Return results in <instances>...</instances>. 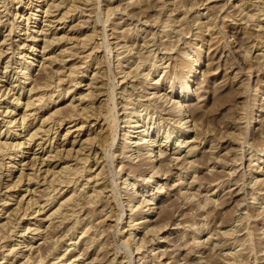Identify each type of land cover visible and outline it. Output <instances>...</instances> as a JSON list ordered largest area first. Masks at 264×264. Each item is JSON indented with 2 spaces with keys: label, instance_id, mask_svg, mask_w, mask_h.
<instances>
[{
  "label": "rangeland",
  "instance_id": "374dc122",
  "mask_svg": "<svg viewBox=\"0 0 264 264\" xmlns=\"http://www.w3.org/2000/svg\"><path fill=\"white\" fill-rule=\"evenodd\" d=\"M41 1L0 0V264H264V0H89L54 35Z\"/></svg>",
  "mask_w": 264,
  "mask_h": 264
},
{
  "label": "bare ground",
  "instance_id": "6f19581e",
  "mask_svg": "<svg viewBox=\"0 0 264 264\" xmlns=\"http://www.w3.org/2000/svg\"><path fill=\"white\" fill-rule=\"evenodd\" d=\"M31 2H33V0H29V5H30V3ZM252 4V3H251ZM90 5V2H89V0H42L39 4H37V5H35L34 7H35V10L36 11H39L40 12V14H42L43 15V17H48V26L50 27L49 29L51 30V25L53 24V23H55V22H61V21H64L67 17H73V16H75V14H77L78 12H80V14H82L83 13V11H84V8H88V6ZM90 13V12H89ZM37 14V13H36ZM22 15V14H21ZM39 15V14H38ZM37 15V16H38ZM28 18V17H27ZM26 20H28V19H26ZM66 21V20H65ZM0 23H1V20H0ZM14 24V23H13ZM27 24V23H26ZM45 25V24H44ZM47 27V26H46ZM26 29H28V27H26ZM43 28L41 27V30H40V32L41 31H43L42 30ZM208 29V28H207ZM57 31V28H54L53 30H51L50 32V34H52V35H54V33ZM10 32V31H9ZM8 32V33H9ZM39 31H36V33H38ZM45 34V33H44ZM33 37H34V35H32ZM45 37V36H44ZM52 37V36H51ZM54 37H52V38H45L44 39V48L46 47V46H48V44H51V43H53L54 42V39H53ZM6 39V38H5ZM4 40V39H3ZM57 40H58V38H57ZM5 42V41H4ZM48 42V43H47ZM57 43V42H56ZM262 43V42H261ZM55 44V43H54ZM82 44V43H81ZM84 46H86V44L84 43L83 44ZM82 45V46H83ZM22 46V45H21ZM51 46V45H50ZM75 46V45H74ZM75 47H77V45L75 46ZM72 48V47H71ZM74 48V47H73ZM66 49V48H65ZM85 50H86V48H85ZM3 50L0 48V60L2 59V56H3V52H2ZM6 51V50H5ZM83 51V50H82ZM72 53V55L73 54H78V51H75L74 50V52H71ZM44 55V54H43ZM63 55V54H62ZM84 57H87V54H85L84 55ZM264 57V56H263ZM51 59V58H50ZM53 60V59H52ZM61 60H63L62 59V57H61ZM174 61V60H173ZM26 64V63H25ZM29 64V63H28ZM47 65H51L52 64V61L51 60H48L47 61V63H46ZM8 67V66H7ZM45 67V66H44ZM176 67V66H175ZM44 69H46V68H44ZM70 70V72L68 73V75H73V74H75L76 73V70H74L73 68L71 69H69ZM26 72V71H25ZM50 72V71H49ZM47 73V72H46ZM28 73H24V75H26V77L28 78V76L29 75H27ZM4 86V85H3ZM8 89H10V88H8ZM35 89V88H34ZM33 89V90H34ZM7 90V89H6ZM31 90H32V88H31ZM1 91H2V89H1ZM7 92H8V90H7ZM90 93V92H89ZM154 93H155V91H154ZM0 94H1V92H0ZM42 94H45V93H42ZM39 96V95H38ZM43 96V95H42ZM39 97V99H38V101L40 100H42V98L43 97ZM167 96V95H166ZM87 97V96H86ZM171 97V96H170ZM51 99V98H50ZM50 101V100H49ZM178 101V100H177ZM177 101L175 102H173V105H174V108H176L177 109V111L179 112V114H180V120L178 121V125H179V122L180 121H183V122H186V121H188L187 120V118H186V114H185V108H184V106L182 105V104H180V103H177ZM32 102V101H31ZM89 102V101H88ZM29 103V102H28ZM91 104H89V103H87L86 104V106H84V108L83 109H81V111L82 110H84L85 112H88L89 113V110L91 109ZM173 110V109H172ZM8 111V110H7ZM91 111V110H90ZM75 114V113H74ZM72 115V114H71ZM87 116H89L90 117V115H88L87 114ZM23 117V116H22ZM24 117L21 119V125L23 126V124H24ZM14 121V120H13ZM59 121V120H58ZM27 122V121H26ZM62 122V121H61ZM11 124H12V122H10ZM26 124V123H25ZM194 126V125H193ZM52 130V125H48L47 126V128H42L41 126H38L34 131H32V132H30V134L28 135V139L27 140H25V141H21V142H17L16 144H14V143H12L11 142V144H13L14 146L13 147H17L16 149H14V150H16V153L20 150V146L23 144V142H26V144L28 143V144H30L31 142H36L38 139H43V135H45V137H47L48 136V134H49V132ZM41 131V132H40ZM68 131L69 130H67L66 131V133L65 134H67L68 133ZM39 133H42L41 135H39ZM148 133V132H147ZM140 134V133H139ZM146 134V133H145ZM141 135V134H140ZM143 136H144V134H142L141 135V137H139L140 139L142 138L143 139ZM98 137V136H97ZM146 137V136H145ZM100 138L101 139H103L104 138V136L103 135H101L100 134ZM149 138V137H148ZM150 139H148V140H146L145 139V141H146V146L148 145V148H147V152H149V153H151L152 152V147H151V145H153L154 143H152V139L149 141ZM144 141V142H145ZM37 145H39L41 148L43 147L42 146V141H38L37 143H36ZM9 145V144H8ZM6 146V145H5ZM145 146V147H146ZM7 147V146H6ZM6 147L4 148V149H6ZM9 148V147H8ZM11 148V147H10ZM7 150V149H6ZM4 151L3 150V148L2 149H0V154H2V152H7V151ZM21 151V150H20ZM10 152V151H9ZM164 152V150H162V149H160V147H159V149H158V155H161L162 153ZM189 152V151H188ZM58 153V152H57ZM6 155V154H5ZM11 156V155H10ZM54 156V155H53ZM60 156V155H59ZM14 157V156H13ZM55 157V156H54ZM3 158V157H2ZM32 158H34V156L32 157ZM89 158V157H88ZM44 159V158H43ZM42 159V160H43ZM53 159V158H52ZM45 161V160H44ZM44 161H41L42 163H44ZM26 164V163H25ZM191 164V163H190ZM193 164V163H192ZM191 164V165H192ZM194 165V164H193ZM196 165V164H195ZM63 167V166H62ZM66 167V166H65ZM189 167H191V169H192V172H194L196 169H195V166H194V168H193V166H189ZM133 168H134V166H133ZM21 169V168H20ZM64 169V168H63ZM68 169V168H67ZM78 169V168H77ZM83 169H85L84 167H83ZM82 169V170H83ZM135 169V168H134ZM190 169V168H189ZM47 170V169H46ZM81 170V171H82ZM86 170H88L87 168H86ZM23 171L24 170H22L21 169V171H20V180H21V174L23 173ZM48 171V170H47ZM67 170H65V172H66ZM72 171V170H71ZM84 171V170H83ZM152 171H153V173H155V172H159V168H158V166H156V165H152ZM34 172V171H33ZM73 172V171H72ZM72 172H70V173H72ZM76 172H77V170H76ZM67 173V172H66ZM236 173V172H235ZM2 174V173H1ZM0 174V175H1ZM35 174V173H34ZM33 174V175H34ZM65 174V173H64ZM63 174V175H64ZM73 174H75V170H74V173ZM229 175H230V173H229ZM30 176V175H29ZM32 176V175H31ZM62 176V175H61ZM95 176H96V174H95ZM95 176H93V177H95ZM231 176V175H230ZM35 177V176H34ZM33 177V178H34ZM52 177H54V176H52ZM74 177V176H73ZM92 177V178H93ZM99 177V176H98ZM98 177H96V178H98ZM221 177V176H220ZM31 177H29L28 179H30ZM74 178H77V177H74ZM194 178V180H192V183H193V181H196V178L195 177H193ZM216 178V177H215ZM36 179V178H35ZM52 179V178H51ZM65 179V178H64ZM90 179V178H89ZM219 179V178H218ZM32 180V179H31ZM68 180V179H67ZM71 180V179H70ZM70 180H68V182H70ZM72 180H74V179H72ZM214 180V179H213ZM77 183H78V181L77 180H75ZM75 181H73V182H75ZM87 181L89 182V180L87 179ZM215 181V180H214ZM213 181V182H214ZM217 181V180H216ZM47 182V181H46ZM49 182V181H48ZM47 182V183H48ZM51 182H52V180H51ZM210 182H211V180H210ZM223 182V181H222ZM71 183H72V181H71ZM87 183V182H86ZM86 183H84V185L86 184ZM208 183V182H207ZM219 183V182H218ZM221 183V182H220ZM15 184V183H14ZM88 184V183H87ZM195 184V183H194ZM194 184H192V185H190L191 187H193L194 186ZM68 185V184H67ZM199 185V187H200V185L201 184H198ZM69 186V185H68ZM87 186V185H86ZM217 186H218V184H217ZM202 187H203V185H202ZM68 188V187H67ZM59 189H61V188H59ZM58 188H56V191H52V194H50L49 195V193H48V198L47 197H45V198H47V200L44 202V203H42L41 205H39L37 208H36V211H38L39 212V210L45 205V204H47V203H51L52 201H54V199H55V197H56V195L58 194V193H60V190H59ZM198 189V188H197ZM196 189V190H197ZM254 189V188H253ZM62 191V190H61ZM73 191H76L75 189L73 190ZM208 192V191H207ZM256 192V193H255ZM254 193H253V195H252V198L254 199V200H256V199H258L259 198V192H257V190L255 191ZM73 193V192H72ZM72 193L70 194V195H68L67 197H65L64 198V200H62L61 201V203L62 204H64V202H66V201H68L69 199H70V197H71V195H72ZM96 193V192H95ZM199 193V192H198ZM34 194V193H33ZM75 194V193H74ZM197 194V193H196ZM250 194H251V192H250ZM189 195H191L192 197L191 198H195L196 196H195V192H190V194ZM198 195V194H197ZM9 196V195H8ZM24 196V195H23ZM47 196V195H46ZM22 197V196H21ZM5 198V197H4ZM262 198H263V196H262ZM7 199H8V197H7ZM92 199V198H91ZM207 199H208V197H207ZM207 199H205V201L207 200ZM6 199L3 201V206H5L6 205ZM36 201V200H35ZM34 201V202H35ZM71 201H72V198H71ZM20 202V201H19ZM73 202V201H72ZM71 202V203H72ZM30 203V202H29ZM61 203L59 204V206H57V208L59 209V208H61ZM203 203H204V201H203ZM67 204V203H66ZM74 204V203H73ZM208 204V203H207ZM68 206V205H67ZM202 206V205H201ZM200 206V207H201ZM203 206H205V204H203ZM19 207V206H18ZM260 207V206H259ZM57 208L55 209V210H53V211H51L50 212V214L51 215H54V213L56 212V210H57ZM257 208V207H256ZM263 208H264V206H262V210H263ZM18 210V209H17ZM239 210H240V208H239ZM72 211V210H71ZM242 211V210H241ZM247 211V210H246ZM264 212V211H263ZM239 213V212H238ZM242 214L241 215H243L242 217H244V214L246 213V212H241ZM257 214V213H256ZM70 215V214H69ZM246 215V214H245ZM252 215V214H251ZM258 215V214H257ZM263 215V214H262ZM47 216H49V215H47ZM254 216H255V214H254ZM133 217V216H132ZM241 217V216H240ZM264 217V216H263ZM10 218H11V216H10ZM131 218V217H130ZM250 218V217H249ZM254 218V217H253ZM256 218V217H255ZM261 218V217H260ZM238 219V218H237ZM240 220V219H239ZM257 220V219H256ZM9 221V220H8ZM11 221V220H10ZM13 221V220H12ZM11 221V222H12ZM241 221V220H240ZM244 221V220H243ZM259 221V220H258ZM11 222H9L10 224H11ZM264 222V221H263ZM206 223H208V222H206ZM240 223V222H239ZM232 224V223H231ZM238 224V223H237ZM235 225H236V223H235ZM234 225V226H235ZM11 226V225H10ZM29 226V225H28ZM208 226V225H207ZM206 226V227H207ZM2 227V226H1ZM1 227H0V229H1ZM37 227V226H36ZM232 227H233V225H232ZM13 228V227H12ZM29 228V227H28ZM27 227H26V230L28 229ZM197 228V227H196ZM204 228H205V225H203V230H204ZM255 228V227H254ZM35 229V228H34ZM238 229V228H237ZM245 229V228H244ZM10 230V229H9ZM37 231H38V229H36ZM35 230V231H36ZM195 230V229H194ZM198 230V229H197ZM239 230V229H238ZM2 231V230H1ZM229 231V230H228ZM195 232V231H194ZM199 233H200V230L198 231ZM227 232V231H226ZM215 233V232H214ZM9 234V233H8ZM11 234V233H10ZM195 234V233H194ZM227 234V233H226ZM13 235V234H12ZM229 235V234H228ZM230 235H231V232H230ZM10 236V235H9ZM210 236H211V234H210ZM209 236V237H210ZM8 238V237H7ZM232 238V237H231ZM206 239H207V237L205 238V241H206ZM241 239V238H240ZM236 240V239H235ZM245 239H243V241H244ZM204 241V242H205ZM231 242V241H230ZM208 243V242H207ZM216 243V242H215ZM239 243V242H238ZM230 244V243H229ZM233 244V243H232ZM232 244H231V246H232ZM240 244H242V243H240ZM239 244V245H240ZM245 244V243H244ZM226 246H227V243H226ZM237 246V245H236ZM245 246V245H244ZM31 247V246H30ZM235 247V246H234ZM232 248V247H231ZM264 248V247H263ZM11 249V248H10ZM238 249V248H237ZM15 250V249H14ZM13 250V251H14ZM236 251V250H235ZM10 252V251H9ZM16 253V252H15ZM230 253V252H229ZM238 252H236V254H237ZM240 253H242V252H240ZM244 253V252H243ZM14 254V253H13ZM12 254V255H13ZM262 254V253H261ZM15 255V254H14ZM233 255H234V253H233ZM8 256V255H7ZM230 256V255H229ZM238 256H239V254H238ZM240 256H241V254H240ZM243 256V255H242ZM232 258H234L233 256H232ZM235 258H236V256H235ZM30 259V258H29ZM225 260V259H224ZM230 260V259H229ZM254 260V259H253ZM222 261V260H221ZM231 261V260H230ZM229 261V262H230ZM234 261V260H233ZM227 262V261H226ZM225 262V263H226ZM229 262H227V264L229 263ZM240 262V261H239ZM264 262V261H263ZM224 263V264H225ZM241 263V262H240ZM219 264V263H218ZM231 264V263H230Z\"/></svg>",
  "mask_w": 264,
  "mask_h": 264
}]
</instances>
